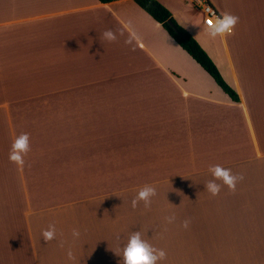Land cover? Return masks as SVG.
<instances>
[{"label": "crops", "instance_id": "0c3cea01", "mask_svg": "<svg viewBox=\"0 0 264 264\" xmlns=\"http://www.w3.org/2000/svg\"><path fill=\"white\" fill-rule=\"evenodd\" d=\"M158 1L238 101L136 0L0 6V33L22 27V45L0 40V264H122L136 231L162 264H264V0ZM205 5L239 17L231 35H208ZM22 133L20 171L8 157ZM212 165L243 177L235 192L205 190ZM145 185L157 195L133 209Z\"/></svg>", "mask_w": 264, "mask_h": 264}, {"label": "clouds", "instance_id": "9594fccd", "mask_svg": "<svg viewBox=\"0 0 264 264\" xmlns=\"http://www.w3.org/2000/svg\"><path fill=\"white\" fill-rule=\"evenodd\" d=\"M238 20L239 17L231 13H224L223 16L217 17L215 23L210 25L206 31L211 38L231 35ZM102 38L108 42H115L117 35L109 29L102 33ZM29 150V136L27 133H22L13 140L8 159L16 165L18 170L22 171L25 165L24 156ZM208 171L212 179L205 184V190L213 197L220 193L222 186H226L229 191L235 192L237 183L243 179L242 176L233 174L231 169L220 165H212ZM217 181L220 183H217ZM156 195L157 191L154 185H145L139 189L137 195L132 199L131 206L135 209L142 202L144 207L149 209L152 204V198ZM164 219L167 224H171L176 218L174 215H170ZM189 223L190 221L186 219L180 226L186 229ZM71 234L73 238H78L80 231L77 228H73ZM41 237L46 242L54 240L56 238L55 225H49L47 229L43 230ZM67 256L70 260L72 259V252L70 250L67 252ZM119 257L122 258V264H162L167 258V253L164 249L156 248L149 244L142 238L141 233L136 231L129 236L122 255Z\"/></svg>", "mask_w": 264, "mask_h": 264}, {"label": "trees", "instance_id": "16d2710c", "mask_svg": "<svg viewBox=\"0 0 264 264\" xmlns=\"http://www.w3.org/2000/svg\"><path fill=\"white\" fill-rule=\"evenodd\" d=\"M101 3L113 0H99ZM138 5L158 21L168 34L214 79L228 96L238 101V94L222 77L215 63L198 41L172 16L170 10L158 0H136Z\"/></svg>", "mask_w": 264, "mask_h": 264}, {"label": "rangeland", "instance_id": "374dc122", "mask_svg": "<svg viewBox=\"0 0 264 264\" xmlns=\"http://www.w3.org/2000/svg\"><path fill=\"white\" fill-rule=\"evenodd\" d=\"M9 0H6L5 2L0 0V6L5 3H7ZM13 10V9H12ZM1 12V11H0ZM3 13V11H2ZM0 13V14H2ZM0 40L2 41H8V43L11 44H15V45H22V27H18V28H12V29H8L5 30L3 32L0 33ZM202 47V46H201ZM203 48V47H202ZM204 49V48H203ZM208 54V53H207ZM210 57V56H209ZM211 58V57H210ZM212 59V58H211ZM213 61V59H212ZM214 62V61H213ZM215 63V62H214ZM216 65V63H215ZM217 66V65H216ZM218 70L220 71L222 77L224 78V80L227 82L226 78L228 77L226 75V73L223 71V67L221 65H219V67L217 66ZM10 80L12 79V76H9ZM228 83V82H227ZM17 82H11L10 85L12 87L17 86ZM22 84V83H21ZM229 84V83H228ZM15 90H17V88H15ZM22 90V89H21ZM22 93V91H21ZM24 99H22L23 101ZM25 110V109H23ZM27 118V119H26ZM31 119H35V122L37 123H46L49 122V115H38V114H33L31 115L30 113H22V123H24L25 125H28L31 122ZM36 124V123H35ZM39 128L41 129V126H39ZM38 133H46V131H42L39 130ZM60 146H62V144H59V148ZM65 146H63L62 148H64Z\"/></svg>", "mask_w": 264, "mask_h": 264}, {"label": "built area", "instance_id": "2783aa9c", "mask_svg": "<svg viewBox=\"0 0 264 264\" xmlns=\"http://www.w3.org/2000/svg\"><path fill=\"white\" fill-rule=\"evenodd\" d=\"M204 10L206 12L204 22L206 23V25H208L210 27V25L215 23L216 18L219 16H217L215 10L209 5H205Z\"/></svg>", "mask_w": 264, "mask_h": 264}]
</instances>
